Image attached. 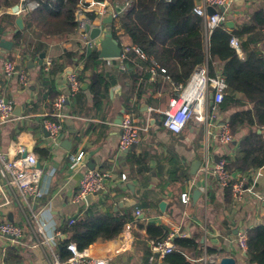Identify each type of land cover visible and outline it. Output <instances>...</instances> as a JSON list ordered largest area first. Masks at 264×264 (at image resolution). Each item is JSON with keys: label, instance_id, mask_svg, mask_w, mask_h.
<instances>
[{"label": "crops", "instance_id": "0c3cea01", "mask_svg": "<svg viewBox=\"0 0 264 264\" xmlns=\"http://www.w3.org/2000/svg\"><path fill=\"white\" fill-rule=\"evenodd\" d=\"M18 2L11 0V5L0 11V17L9 14L8 9ZM259 10H264V0L234 3L227 10V22L234 21L236 29ZM27 16L24 17L25 28L20 31L22 38L18 43L14 39V35L18 34L15 33L18 17L13 16V26L7 24L10 20L2 19V26L7 28L6 40L14 44L12 50L3 52L0 59V97L12 100L15 112L21 115L14 114L12 120L0 125V150L12 158L21 156L17 151L20 146L34 152L43 169L41 186L45 195L34 203L14 200L11 205L0 207V223L12 222L25 231L24 238L17 245H12L8 238L0 235V264H6L5 258L11 251L21 256L20 264H43L39 250L51 264V244L39 246L43 240L39 230L41 223L46 235L57 237L59 244L60 240L68 237L61 233L62 224L94 204H99L103 213L111 211L120 215L125 210H132L136 219L143 220L144 224L164 227L167 236L178 231L186 235L185 238H193L198 243L197 251H190L188 257L194 264H219L220 259L226 256L235 258L236 264H251L237 239L240 232L264 224V167L251 173V183L247 185L250 191L245 193L240 203H236L233 196L227 199L212 172L207 175L202 172L206 161L212 169L224 156L236 154L243 134L230 145L222 144L218 134L222 122H228L229 116L238 108L227 112L220 110L210 127L205 122L192 119L181 134H174L164 126L163 112L171 99L177 97L174 96L176 88L165 77L159 74L153 76L148 70L149 79L143 77L136 81L134 68L125 63L122 67L118 58L104 59L97 69L107 76V81L115 82L107 92L102 93L101 101H95L90 91L89 76L93 71L84 81L80 80V90L71 95L68 74L70 70L81 74L83 63H78L77 57L72 63L63 56L67 52L80 54L86 50L84 32L78 29L68 35H47L36 27L26 30ZM106 17H97L93 22V26L100 27L102 33L109 29V25L103 23ZM112 27L120 38L118 42L122 48L124 44L131 45L121 17L113 21ZM257 47L264 53V41L259 42ZM42 53H45V58L40 63ZM7 59H16L19 67L29 73L31 81L28 87L20 84L18 76L6 78L3 66ZM47 59L56 60L65 67L53 78L58 96H68L61 111L63 117L61 120L57 118L62 123L58 141L47 135L44 125L46 120L53 118L50 116L54 101L50 97L51 86H45L42 77L44 73L45 78L52 79V66L48 72L44 70ZM156 83L159 88H155ZM139 86L142 90L137 94ZM212 104L211 100L210 111ZM124 112L130 113L142 128L140 143L130 148L128 153L119 147L121 124L118 120ZM67 141H71L70 150L64 147ZM80 152H85L84 165L73 167L71 156ZM136 158H140L141 165L135 163ZM197 160L201 165L197 174L192 175V165ZM87 170L112 172V177L107 180L105 189L95 194L90 202L86 199L75 203L80 180ZM123 174L127 175L126 181L121 180ZM204 186L209 190L207 202L202 195L195 203L194 191ZM187 191L191 192L192 199L190 204L185 205L181 194ZM162 203H165L164 210ZM143 204L146 208L141 206ZM127 225L118 237L99 241L87 248V252L97 258H109L111 264H165V258L157 256L152 260L151 240L146 227L140 228L136 224L132 229L130 225V230H127ZM210 248L217 254H209Z\"/></svg>", "mask_w": 264, "mask_h": 264}, {"label": "trees", "instance_id": "16d2710c", "mask_svg": "<svg viewBox=\"0 0 264 264\" xmlns=\"http://www.w3.org/2000/svg\"><path fill=\"white\" fill-rule=\"evenodd\" d=\"M81 0H42L41 7L27 16L26 30L36 27L42 34L59 35L73 34L78 30L76 11ZM112 3L126 0H109ZM131 8L121 16V24L126 38L131 45L143 51L147 59L141 60L131 52L124 61L134 68L133 77L140 81L143 77L149 79L147 72L152 65V60L165 69L159 70L171 82L174 88L186 85L196 67L208 62L211 74L218 70L226 78L228 91L220 110L229 111L238 108L228 118L230 131L236 139L243 134L240 146L233 156L226 155V168L232 176V182L246 178L245 183H251V173L264 167V53L257 47L264 41V10L256 11L248 22L236 29L229 30L226 23L216 27L207 39L204 19L194 13L196 0H130ZM11 0H0V11L9 7ZM89 19L97 20L96 13H88ZM10 20L8 25L15 24V18L9 14L0 17V38L7 28L2 26V19ZM114 38H120L112 27ZM233 37H238L241 52L230 46ZM22 38V33L14 35L17 41ZM83 63L82 73L78 75L81 81L90 77V91L99 102L104 96L102 93L114 85V81H107V76L97 69L105 61L100 58L98 49L84 50L80 54L67 52L66 58L74 63ZM65 67L58 61H53L52 79L42 77L45 86L50 87V97L53 100L58 96L54 90V76L63 71ZM43 81V82H44ZM169 84V82H168ZM159 88L156 83L155 88ZM142 90L139 86L137 94ZM174 90V96L179 95ZM128 105V103H127ZM53 111V109H52ZM51 120L59 122L54 116ZM260 131V132H259ZM39 151V150H36ZM48 152V151H46ZM47 154H45L46 156ZM135 157L131 158L134 159ZM135 163L141 165L140 158ZM142 168V166H141ZM140 170L139 172H141ZM236 174V176H234ZM227 199L232 196L231 189H224ZM146 208V205H141ZM67 220L60 227L61 233L68 237L59 241L55 250L63 260L71 257L68 250L70 243H75L78 250L83 251L99 241L115 239L123 233L127 224L131 229L139 224L145 228L150 240H161L167 236L164 227L146 225L143 220L136 219L132 210H125L122 214L111 211L103 213L99 204H94L81 211L70 224ZM248 248L246 256L251 264H264V224L253 227L247 231ZM175 251L167 255L165 264H194L188 257L190 251H197L198 243L193 238H175ZM209 254H217L211 248ZM6 264H20L21 256L16 251H11L5 258Z\"/></svg>", "mask_w": 264, "mask_h": 264}, {"label": "built area", "instance_id": "2783aa9c", "mask_svg": "<svg viewBox=\"0 0 264 264\" xmlns=\"http://www.w3.org/2000/svg\"><path fill=\"white\" fill-rule=\"evenodd\" d=\"M42 0H19V2L8 9L7 13L19 17L27 16L41 7ZM234 4V0H196L194 13L204 19L207 39H210L214 29L223 23L227 22L228 8ZM132 6L130 0L124 1L122 4L114 5L109 0H81L76 11V20L78 29L83 33L85 49L93 51L99 49L100 38L91 39L90 33L86 31L88 24L93 26V22L89 19L88 13H96L98 17L103 18L112 15L114 20H119L122 14L126 13ZM209 8H214L215 13L210 14ZM224 9V11H222ZM230 46L241 54V45L238 37H233L230 41ZM134 52L141 60H146V54L137 46L124 44L122 55L118 58L124 67V61L129 54ZM3 54V48L0 40V59ZM53 64L52 59H47L44 70L48 72ZM4 74L7 79L13 76H18L22 86L30 85V75L25 69L19 67V62L16 59H7L3 66ZM165 73V69L161 68L155 60H152V65L148 71L156 76L159 72ZM70 84V93L75 95L81 87V81L78 74L71 72L68 74ZM180 93L177 97H173L168 108L163 112L164 126L174 134H181L188 122L192 119L205 122L207 127L212 126L218 118L220 106L223 103L228 91L226 78L220 74H211L208 62L196 67L190 80L186 85H178L176 87ZM213 101L211 111L209 110L210 101ZM68 101V96L60 94L53 101L52 116L59 118L63 117L62 109ZM15 104L12 100L6 97H0V125L9 122L14 117ZM46 129L50 132L53 141H58L62 133V123L53 120H46L44 123ZM140 128L135 119L130 113L124 112L121 122V137L119 147L121 151L130 149L140 143ZM220 142L224 145H230L234 141V137L230 131L229 124L226 122L220 125L218 134ZM17 151L21 154L20 157L12 158L9 154L0 150V207L9 206L14 200L18 202H37L43 198L45 191L41 183L43 177V169L37 167L38 158L34 152L27 150L25 146H20ZM85 152H80L71 156L73 167L84 165ZM204 175L212 172L218 179L221 189H231L232 196L236 203L243 201L245 193L250 191L246 185L245 179L232 182V176L226 168V160L223 158L212 169L209 167V162L206 161L202 168ZM112 177V172L101 170H87L81 180L80 189L74 198L75 203H81L86 200L89 194H99L105 189L107 180ZM122 181L127 180V175L121 176ZM199 190L204 196L205 202L208 200L209 190L207 186L199 187ZM12 195V197H11ZM14 198V199H13ZM191 192L187 191L181 194V201L188 205L191 202ZM140 214V211H137ZM70 224L75 222V217L69 219ZM127 230H130V225H127ZM40 234L43 240L39 242V246H48L51 244V264H111L109 258H97L90 255L87 250H78L75 243L68 245V250L72 253L67 260L61 259L55 248L57 246V237L48 236L44 232V226L41 223L39 226ZM0 235L8 238L12 245H17L24 238L25 231L22 226L12 222L0 223ZM60 232L58 233V236ZM186 235L178 231L172 232L167 237L161 240H151L150 249L152 252V260L155 257L164 259L167 255L175 251V238H185ZM238 244L243 252H246L248 245V234L246 231L240 232L238 235Z\"/></svg>", "mask_w": 264, "mask_h": 264}, {"label": "water", "instance_id": "95a60500", "mask_svg": "<svg viewBox=\"0 0 264 264\" xmlns=\"http://www.w3.org/2000/svg\"><path fill=\"white\" fill-rule=\"evenodd\" d=\"M234 3L238 4V3H243V0H234ZM222 11H224V9H222ZM216 10L214 8H209V13L213 14L215 13ZM113 17L111 14H109L106 18L103 19V23L109 25V29L105 32L102 33V29L100 27H96V26H91L90 24L87 25L86 27V31L90 33V37L91 39H98L101 38L100 40V48L98 50V54L100 56V58L102 59H117L120 58L122 55V47L120 46V43L114 38V34L112 31V24H113ZM16 24H17V29L15 30V33H19L20 31L24 30L25 28V23H24V16H19L16 20ZM226 26L229 29H233L235 26L234 21H228L226 22ZM6 36L7 33L4 34V37L1 39V46L3 48V52H8L11 51L13 48V42L6 40ZM41 61L40 63H43V59L45 58V53H42L41 56ZM70 72H72V70H70ZM14 114L16 115H21V113L19 112H15L14 110ZM122 122V116H119V120L118 123L121 124ZM226 124V121L222 122V125ZM47 135L50 136V132L46 131ZM70 145H71V141H67V146H64L66 149L70 150ZM125 153L129 152V149L124 150ZM201 162L199 160H197L195 163H193L192 165V170H191V174L192 175H196L199 168H200ZM37 167H41V164L38 162ZM131 188H133L131 186ZM202 196V192L198 189H196L193 193V201L196 203L199 201V199ZM94 197V194H89L87 196V201L90 202ZM161 208L164 210L165 208V203L161 204ZM143 217V216H141ZM235 233H238V230L235 231ZM41 259L43 260V264H50L49 261L46 259L43 251L39 250ZM246 255V254H245ZM219 264H236V260L233 257H222L220 259V263Z\"/></svg>", "mask_w": 264, "mask_h": 264}, {"label": "rangeland", "instance_id": "374dc122", "mask_svg": "<svg viewBox=\"0 0 264 264\" xmlns=\"http://www.w3.org/2000/svg\"><path fill=\"white\" fill-rule=\"evenodd\" d=\"M117 3H121V4H122L123 2H115V3H113V4L116 5Z\"/></svg>", "mask_w": 264, "mask_h": 264}]
</instances>
